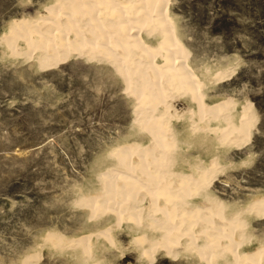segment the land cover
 I'll list each match as a JSON object with an SVG mask.
<instances>
[{"label": "rangeland", "instance_id": "rangeland-1", "mask_svg": "<svg viewBox=\"0 0 264 264\" xmlns=\"http://www.w3.org/2000/svg\"><path fill=\"white\" fill-rule=\"evenodd\" d=\"M53 2L0 0V264H21L36 251L42 253L39 264H83L81 248H41L43 236L54 231L74 239L109 226L119 247L96 237L91 263L198 264L190 255L161 253L153 263L140 258L131 248L133 224L120 227L112 212L95 217L85 201L103 192L100 173L121 165L114 149L147 144L151 135L137 119L143 115L141 102L128 93L114 64L74 55L45 66L37 55L10 51L4 37L13 20L35 19ZM170 4L188 58L204 79L206 103L224 98L250 103L257 117L247 144L218 152L225 169L207 188L226 203L227 213H243L242 248L251 250L264 241V215L248 209L254 197L264 195V0ZM17 44L25 47L22 38ZM208 68L231 73L211 79ZM174 107L183 113L191 102L177 99ZM187 125V120L176 124L183 145L189 141L197 147L193 154L212 155L215 141L202 132L187 137Z\"/></svg>", "mask_w": 264, "mask_h": 264}, {"label": "bare ground", "instance_id": "bare-ground-1", "mask_svg": "<svg viewBox=\"0 0 264 264\" xmlns=\"http://www.w3.org/2000/svg\"><path fill=\"white\" fill-rule=\"evenodd\" d=\"M170 5V0H54L35 19L13 20L4 40L14 55H37L45 66L74 55L108 61L141 102L143 115L137 119L150 142L116 147L121 165L101 172L103 192L85 200L95 217L112 212L120 227L133 224L131 248L140 258L153 263L163 253L190 255L198 264H264V241L242 248L243 213H227L226 203L207 189L225 169L218 152L247 144L257 117L250 103L229 98L206 103L204 79L188 58ZM19 38L24 48H18ZM230 73L208 68L205 75L222 79ZM177 99H188L191 108L173 109ZM186 120L187 137L202 132L215 141L212 155L193 154L197 147L189 141L183 145L176 124ZM254 198L248 209L263 216L264 195ZM101 235L111 248L119 247L109 226L74 239L49 231L41 248L76 246L83 264H94V243ZM41 258L36 251L20 263L39 264Z\"/></svg>", "mask_w": 264, "mask_h": 264}]
</instances>
